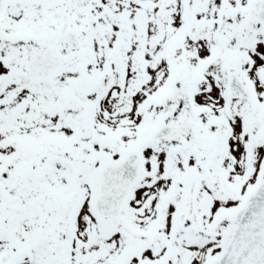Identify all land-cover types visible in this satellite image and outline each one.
<instances>
[{"label":"snow or ice","instance_id":"1","mask_svg":"<svg viewBox=\"0 0 264 264\" xmlns=\"http://www.w3.org/2000/svg\"><path fill=\"white\" fill-rule=\"evenodd\" d=\"M0 264H264V0H0Z\"/></svg>","mask_w":264,"mask_h":264}]
</instances>
